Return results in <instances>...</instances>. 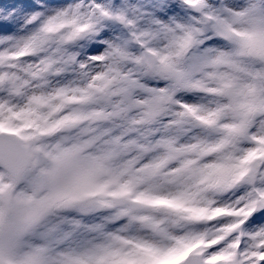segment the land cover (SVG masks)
<instances>
[{
	"label": "snow or ice",
	"instance_id": "6c2138e0",
	"mask_svg": "<svg viewBox=\"0 0 264 264\" xmlns=\"http://www.w3.org/2000/svg\"><path fill=\"white\" fill-rule=\"evenodd\" d=\"M0 264H264V0H0Z\"/></svg>",
	"mask_w": 264,
	"mask_h": 264
}]
</instances>
